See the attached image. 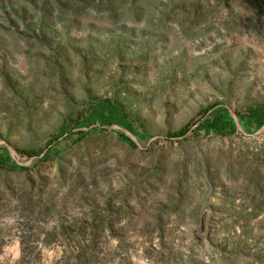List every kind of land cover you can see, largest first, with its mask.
I'll use <instances>...</instances> for the list:
<instances>
[{
	"label": "rangeland",
	"instance_id": "rangeland-1",
	"mask_svg": "<svg viewBox=\"0 0 264 264\" xmlns=\"http://www.w3.org/2000/svg\"><path fill=\"white\" fill-rule=\"evenodd\" d=\"M211 107H264L257 0H0V264H264V134Z\"/></svg>",
	"mask_w": 264,
	"mask_h": 264
},
{
	"label": "trees",
	"instance_id": "trees-1",
	"mask_svg": "<svg viewBox=\"0 0 264 264\" xmlns=\"http://www.w3.org/2000/svg\"><path fill=\"white\" fill-rule=\"evenodd\" d=\"M258 3L264 7V0H257ZM215 107H211L210 109H206L203 111L204 117H206L205 122L202 124V128H205L208 132L214 133L216 135H234L237 133V127L234 119L228 112H224L221 116L217 114L219 110L214 109ZM214 109V110H213ZM236 115L241 123L242 128L246 132L255 131L257 132L264 125V107H254L250 108L245 113L236 112ZM189 132V129L185 128L176 133H170L168 136L170 138H180ZM85 134V132H83ZM124 138H128L126 135L121 134ZM136 145H133V148ZM0 150L5 151L4 155H0V165L6 169L20 172L27 170L26 167H22L16 164L9 155V152L6 148H0ZM19 154H23L18 151ZM47 156L44 157L46 160Z\"/></svg>",
	"mask_w": 264,
	"mask_h": 264
},
{
	"label": "water",
	"instance_id": "water-1",
	"mask_svg": "<svg viewBox=\"0 0 264 264\" xmlns=\"http://www.w3.org/2000/svg\"><path fill=\"white\" fill-rule=\"evenodd\" d=\"M231 115L236 123V127H237V133L239 134H244L246 136H260L264 134V126L255 134L250 135V134H245L244 130L241 127L240 121L237 117V115L233 112H231ZM112 129L120 131L121 133H123L124 135H126L127 137H129L138 147H142L140 141L137 139L136 136H134L130 131L123 129L119 126H111ZM159 137H155V138H151L148 140V143L158 139ZM0 147H4L8 150L10 157L20 166H27L29 165L32 161L38 159L39 157L36 158H31L29 161H24V159H22L18 153V151L12 147L11 145H9L7 142H0Z\"/></svg>",
	"mask_w": 264,
	"mask_h": 264
}]
</instances>
